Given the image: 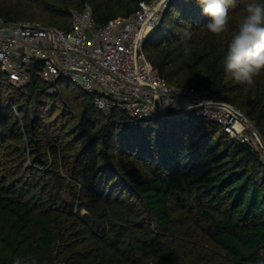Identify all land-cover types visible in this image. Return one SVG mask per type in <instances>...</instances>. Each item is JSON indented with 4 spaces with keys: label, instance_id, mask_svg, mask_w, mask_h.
<instances>
[{
    "label": "trees",
    "instance_id": "1",
    "mask_svg": "<svg viewBox=\"0 0 264 264\" xmlns=\"http://www.w3.org/2000/svg\"><path fill=\"white\" fill-rule=\"evenodd\" d=\"M150 1L0 0V19L68 31L74 10L88 7L102 26ZM250 2L236 0L228 31L217 36L197 0H171L143 51L170 87L209 92L264 142V71L246 86L224 70ZM17 256L37 264H258L264 160L194 114L104 116L68 81L33 75L15 88L0 72V264Z\"/></svg>",
    "mask_w": 264,
    "mask_h": 264
},
{
    "label": "built area",
    "instance_id": "2",
    "mask_svg": "<svg viewBox=\"0 0 264 264\" xmlns=\"http://www.w3.org/2000/svg\"><path fill=\"white\" fill-rule=\"evenodd\" d=\"M170 1L141 2L133 15L102 26H96L88 7L74 10L68 31L0 19V72L15 88L27 86L33 75L47 84L68 81L91 95L104 116L113 111L131 119L191 113L248 142L241 134L246 119L237 109L207 91L170 87L148 61L144 41Z\"/></svg>",
    "mask_w": 264,
    "mask_h": 264
},
{
    "label": "clouds",
    "instance_id": "3",
    "mask_svg": "<svg viewBox=\"0 0 264 264\" xmlns=\"http://www.w3.org/2000/svg\"><path fill=\"white\" fill-rule=\"evenodd\" d=\"M203 6V13L210 18L205 25L214 35L228 31L229 8L235 7L236 0H197ZM184 55H190L192 46L191 32H186L182 38ZM224 70L240 84L251 86L254 77L264 71V3L256 0L246 5V15L232 34L224 57ZM13 264H37L34 257L17 256ZM264 264V261L258 262Z\"/></svg>",
    "mask_w": 264,
    "mask_h": 264
},
{
    "label": "rangeland",
    "instance_id": "4",
    "mask_svg": "<svg viewBox=\"0 0 264 264\" xmlns=\"http://www.w3.org/2000/svg\"><path fill=\"white\" fill-rule=\"evenodd\" d=\"M246 121L249 123V121L246 119ZM244 126V130L242 131V136L248 140V142L252 145L253 149L258 152L262 159L264 160V151L262 149L260 142V136L259 134L252 132L249 127L246 125Z\"/></svg>",
    "mask_w": 264,
    "mask_h": 264
},
{
    "label": "water",
    "instance_id": "5",
    "mask_svg": "<svg viewBox=\"0 0 264 264\" xmlns=\"http://www.w3.org/2000/svg\"><path fill=\"white\" fill-rule=\"evenodd\" d=\"M167 117V116H166ZM242 118H245L243 115L241 116ZM246 119V118H245ZM243 120V119H242ZM249 124H250V127H249V129L252 131V132H255V133H257L256 132V130H255V128L252 126V124L249 122ZM260 143H261V145H262V149H263V151H264V142L260 139Z\"/></svg>",
    "mask_w": 264,
    "mask_h": 264
},
{
    "label": "bare ground",
    "instance_id": "6",
    "mask_svg": "<svg viewBox=\"0 0 264 264\" xmlns=\"http://www.w3.org/2000/svg\"><path fill=\"white\" fill-rule=\"evenodd\" d=\"M245 125L247 126V127H250V124L246 121L245 122Z\"/></svg>",
    "mask_w": 264,
    "mask_h": 264
}]
</instances>
